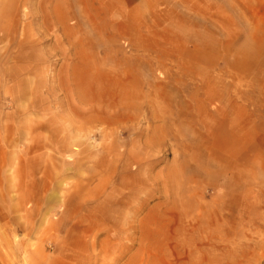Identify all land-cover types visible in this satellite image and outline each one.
<instances>
[{"label": "rangeland", "instance_id": "rangeland-1", "mask_svg": "<svg viewBox=\"0 0 264 264\" xmlns=\"http://www.w3.org/2000/svg\"><path fill=\"white\" fill-rule=\"evenodd\" d=\"M0 264H264V0H0Z\"/></svg>", "mask_w": 264, "mask_h": 264}]
</instances>
